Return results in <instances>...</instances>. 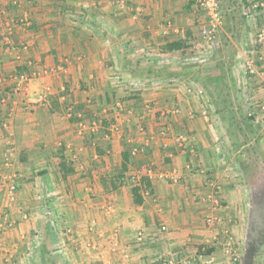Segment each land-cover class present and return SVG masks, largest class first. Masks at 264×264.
<instances>
[{"label": "crops", "instance_id": "1", "mask_svg": "<svg viewBox=\"0 0 264 264\" xmlns=\"http://www.w3.org/2000/svg\"><path fill=\"white\" fill-rule=\"evenodd\" d=\"M192 9L193 0H0V24L8 25L0 35V81L16 80L19 66L33 69L27 95L0 101V164L11 162L3 171L16 177L17 198L0 205V264H160L171 255L196 261L199 245L226 232L204 220L219 214L225 222L230 214L195 146L207 126L205 106L195 100L198 72L186 74L181 65L190 58L184 47L195 31ZM258 11L264 15V6ZM257 50V58L243 60L254 73L248 94L264 106V43ZM42 87L50 94L45 102L37 97ZM90 109L99 110L96 120L75 119ZM110 111L120 133L93 135ZM79 125L89 137H80ZM122 135L146 149L138 161L130 156L126 173L149 177L140 203L129 185L99 182L120 163ZM94 137L103 151L90 145ZM61 150L78 161L66 177L55 168ZM42 185L59 193L49 211L38 195ZM224 252L212 264L230 262Z\"/></svg>", "mask_w": 264, "mask_h": 264}, {"label": "rangeland", "instance_id": "2", "mask_svg": "<svg viewBox=\"0 0 264 264\" xmlns=\"http://www.w3.org/2000/svg\"><path fill=\"white\" fill-rule=\"evenodd\" d=\"M257 1L258 0H218L223 21L212 46H210L201 35L200 28L204 19L202 12L198 10L196 6H194V9L190 12L191 19L195 24V31L192 33L193 35H188L189 40L192 41L191 45L188 46L185 44L184 47L186 53H189L190 58L187 60L190 62L185 60L181 62V65H183V69L185 68L184 71L186 74H188L189 70L198 72L195 75L197 79L194 80L196 85L194 84L193 86L196 89H201L202 93L197 96L195 100L199 103L201 101L200 104L205 106V113H202V116H206L204 124L207 126L206 131H203L204 135H202V139L199 138L195 146L199 152L203 153L204 151L207 157L205 168L208 169V173L211 174L207 178L212 180L215 185L219 186V190L222 194L225 191V195H227V198L223 197L219 201L221 210L224 212L227 211V213L230 214L229 219H226L225 222L223 221L224 218L219 214L217 215L220 218H218L219 220H214L212 215L204 217L207 225H217L226 232L221 233L222 235H215L214 238L210 239L208 242L202 243L198 246L199 248L197 247V254L201 255V260L198 259L195 261L197 264H212L213 262H219L217 255L219 257L220 252H224L226 249L227 253L224 252V254H231V260L230 262L227 261V264H236L242 247L246 209V192L244 184L245 169L251 161L255 160V156L257 157L260 154H264V106L260 104L256 105V103H254L255 99H252L251 95L248 94L247 87L249 85L247 84V78L253 76L254 73L249 71L250 67L245 59L243 60V56L246 54L250 60L254 57L257 58L259 56L257 48L264 43V35L262 37L263 41H260L261 37H259L260 32H264V17H262L264 15L258 11L261 7L256 5ZM5 15H14V12L10 11L9 14ZM3 16V13H1L0 18ZM6 26L8 25H5V23L0 24L1 37L7 36L5 33ZM3 28L4 31L2 30ZM189 47H191V49ZM243 61L244 64L241 65ZM17 70V76L22 74H26L27 76L22 82L23 87L17 89L16 81L18 79H14L13 82L5 83L0 81L1 102H6L5 100L8 98V95H10L9 98L11 102V98H14L18 93L27 95L26 88L29 87L31 81L30 77H32L33 71L32 65L26 67L19 66ZM37 91V97L43 102L50 99L47 87H42L41 91L38 89ZM32 103H34V101H32ZM65 104L64 102L62 106L63 112L66 110ZM254 104L255 106H253ZM67 111L69 112V110ZM98 112L99 110L94 111L90 109L85 111V116L76 117L75 119L80 120V118H83L85 120H96V118L99 117ZM109 114L107 118L105 117L106 120L102 124V127L98 129L99 131H93V135H97L98 133V135L109 140L115 135L117 136L121 128H119L113 119L112 114H114V112L110 111ZM134 129L136 128L134 127ZM77 130L80 131V137L82 136L83 138L88 136L87 131H82L81 133L82 128L80 125ZM119 139L122 147L121 158L119 159L120 163H118V167L112 170L110 174H101L99 182L101 185H104V187L109 188L111 187L109 182L115 178V175L123 172L122 183H116L117 185H129L134 200L135 195L132 191L133 187L139 186V191L137 192L139 196H141V194L146 195L150 192V180L146 172L139 174L131 170V173L126 175V173L129 172L128 168L130 165L128 166V164L132 163L133 165L135 160H140V158H142L141 155L146 154V149L140 148L135 144H128L124 135ZM98 140L99 139H95L94 137L92 140L93 144L92 142L90 144L96 147V153L98 150L103 151L100 146H104L102 143L96 145ZM126 144L128 145L126 146ZM103 149L105 148L103 147ZM123 150L128 152L131 157H136V159L133 160L129 156L131 161L126 163L127 168L125 170H122L121 166ZM60 155L63 156L61 159L58 157ZM56 156V170H58L61 160L64 161L66 166H71L75 159H77L72 156V161H70L68 155L66 157L62 150L61 154L56 152ZM5 162H7V160H5ZM5 162H1L0 164V205L3 207L6 202L12 204L17 199L16 177L12 173L3 171V168L10 167L12 164L11 162L5 164ZM75 162L78 161L76 160ZM76 165L82 164L78 163ZM88 174L91 173L88 171ZM43 188L42 185L41 192L38 193V195H40V200H43L42 203L44 205L42 209L49 211L51 210L49 206L52 205L50 202L56 201V199L58 200L59 193L57 189L48 192L45 191V189L43 190ZM57 211L58 210L55 212L51 211L50 213L53 216L52 219L54 223L55 221L57 222V218L60 217V213ZM46 215H49V213H46ZM208 217L211 218L210 222L207 221ZM54 228L57 229L58 226L54 224ZM219 258L222 259L221 257Z\"/></svg>", "mask_w": 264, "mask_h": 264}, {"label": "flooded vegetation", "instance_id": "3", "mask_svg": "<svg viewBox=\"0 0 264 264\" xmlns=\"http://www.w3.org/2000/svg\"><path fill=\"white\" fill-rule=\"evenodd\" d=\"M245 170L246 209L242 247L236 264H264V154L255 156Z\"/></svg>", "mask_w": 264, "mask_h": 264}, {"label": "built area", "instance_id": "4", "mask_svg": "<svg viewBox=\"0 0 264 264\" xmlns=\"http://www.w3.org/2000/svg\"><path fill=\"white\" fill-rule=\"evenodd\" d=\"M118 2L122 4L123 0H118ZM193 2L194 6H196V8L200 10L204 16L203 23L200 28L201 35L205 39V41L208 42L210 46H212L223 21L222 15L219 10V2L218 0H193ZM256 5L263 7L264 2L262 0H258ZM263 35L264 32H260V41H263ZM26 77V74L17 76V89L23 87L22 82ZM177 141L181 143L183 141L182 136H178ZM207 221L210 222L211 218L208 217ZM160 264H196V262L193 259H182L177 257L176 255H171L162 258Z\"/></svg>", "mask_w": 264, "mask_h": 264}, {"label": "trees", "instance_id": "5", "mask_svg": "<svg viewBox=\"0 0 264 264\" xmlns=\"http://www.w3.org/2000/svg\"><path fill=\"white\" fill-rule=\"evenodd\" d=\"M172 45V44H171ZM123 154H122V156H123V159H122V161H121V166H122V170H125L126 168H127V162H130L131 160H130V155H129V153L128 152H125V150H123V152H122ZM60 157V159H61V157H63L62 155H60L59 156ZM59 168H60V170L62 171V177H66L65 175H66V173L68 172H73V168L70 166V165H67L66 166V164L64 163V161L63 160H61L60 162H59ZM123 172H120V173H118V174H116L115 175V178H113L110 182H109V184H111V188H115L116 186H117V183L116 182H118V183H122V179H123V174H122ZM113 177V176H112ZM145 179V178H144ZM148 182V181H147ZM148 184V183H147ZM132 191H133V194L135 195V198H134V202H136V203H140V202H142V198H141V196H139V194H137V192L139 191V186H134L133 187V189H132Z\"/></svg>", "mask_w": 264, "mask_h": 264}, {"label": "water", "instance_id": "6", "mask_svg": "<svg viewBox=\"0 0 264 264\" xmlns=\"http://www.w3.org/2000/svg\"><path fill=\"white\" fill-rule=\"evenodd\" d=\"M247 237L246 238H244V247L246 248L247 246H248V242H247Z\"/></svg>", "mask_w": 264, "mask_h": 264}]
</instances>
